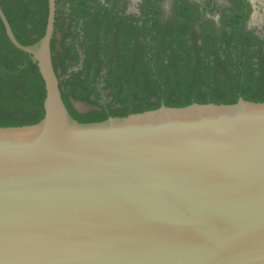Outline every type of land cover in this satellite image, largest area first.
<instances>
[{
    "label": "water",
    "instance_id": "95a60500",
    "mask_svg": "<svg viewBox=\"0 0 264 264\" xmlns=\"http://www.w3.org/2000/svg\"><path fill=\"white\" fill-rule=\"evenodd\" d=\"M9 42L44 83L43 117L0 126V264H264V101L82 123L43 35Z\"/></svg>",
    "mask_w": 264,
    "mask_h": 264
},
{
    "label": "trees",
    "instance_id": "16d2710c",
    "mask_svg": "<svg viewBox=\"0 0 264 264\" xmlns=\"http://www.w3.org/2000/svg\"><path fill=\"white\" fill-rule=\"evenodd\" d=\"M0 7L16 39L23 45L33 44L43 35L46 0L40 4V15L28 20L30 27L26 33H18L14 25L22 6L12 4L10 0H0ZM61 26L55 17L50 43L52 64L59 80L61 97L69 113L79 122H98L109 116L123 117L158 108L161 104L175 107L193 102L228 104L236 102L239 97L264 101V58L253 62L252 58L257 56L251 53L243 60L241 54H232L228 50L229 39L225 40L221 54L209 58L204 54L203 46L188 45L181 33L169 43V47L171 44L174 47L168 54L163 51L156 53V66L151 51L134 56L123 47L114 52L99 43L96 52L86 47L79 69L68 71L73 66L70 61L76 60L77 55L69 45L73 41L64 42L67 44L66 56H60L56 49L55 31ZM180 31L184 32L185 28ZM114 56L116 59L113 61ZM223 61L228 68L218 72L217 65ZM44 96V83L37 65L28 54L9 42L0 20V126L38 122L43 117ZM73 99L86 100L95 108L79 112L72 106Z\"/></svg>",
    "mask_w": 264,
    "mask_h": 264
},
{
    "label": "flooded vegetation",
    "instance_id": "af4514ba",
    "mask_svg": "<svg viewBox=\"0 0 264 264\" xmlns=\"http://www.w3.org/2000/svg\"><path fill=\"white\" fill-rule=\"evenodd\" d=\"M43 1L10 0L12 4L22 6L14 21L18 33L27 32L28 20L37 17V7ZM172 1L177 13L174 19L164 21L158 14V0H55L56 21L70 23L69 34L73 41L70 46L77 55L72 62L74 66L68 71L82 66L86 47H80L81 41L101 38L104 34L120 39L117 45L108 43V49L114 52L122 47L129 53L137 52L134 45L143 39L141 43L151 45L153 56H156L155 52L169 53L174 47L173 44L169 47V43L182 33L188 45H191L189 38L193 34L204 38L206 45L218 38L216 52L222 53L221 48L229 39L228 50L232 54H241L243 60L251 53L263 56L253 57V62L264 58V0ZM193 20L197 22L195 33L190 32ZM181 28L185 31L181 32ZM262 61L264 67V59ZM153 62L156 66V57Z\"/></svg>",
    "mask_w": 264,
    "mask_h": 264
},
{
    "label": "rangeland",
    "instance_id": "374dc122",
    "mask_svg": "<svg viewBox=\"0 0 264 264\" xmlns=\"http://www.w3.org/2000/svg\"><path fill=\"white\" fill-rule=\"evenodd\" d=\"M159 9V10H158ZM157 10L159 11L158 14L159 16L164 20V21H170L172 19H174L176 13H177V8L173 5V1L172 0H158V8ZM41 12L40 9V5H38L37 7V15H40L39 13ZM59 24H61V28L59 30L55 31V37H56V49L59 50L60 52V56H66L67 54V44L64 43L65 41L70 42L72 41V38L70 37V23H64V22H58ZM196 21L193 20L190 23V32H196L195 29L196 28ZM28 24V23H27ZM167 24V23H165ZM30 27V25H29ZM107 32V30H106ZM120 39L114 38L112 35H107L104 34L101 38L100 37H94L85 41H81V43L79 44L80 47H90V50L92 52H96L97 51V47L98 44L101 43L102 47L108 48V43L111 45H117V41ZM133 40V39H132ZM135 40L137 41L138 39L135 38ZM143 41V39L139 40L135 45L134 48L135 50H137V52H133L132 54L138 55L140 53H142V55H144L145 53L149 52L151 50V45L150 44H146V43H141ZM155 41V39H154ZM190 43L194 46V44L196 45H200L201 47L203 46V50H204V54L208 55L209 58H212L213 55H216L217 53L221 54L220 52H216L217 46H218V42L219 39L215 38L212 39L208 42V44L206 45L204 38H199L196 34H193L190 38H189ZM205 43V44H204ZM71 45V44H69ZM118 52V51H116ZM168 54V53H167ZM156 55V52L155 54ZM256 56H262L261 54L256 55ZM156 57V56H154ZM180 57V56H179ZM178 57V58H179ZM116 59V56L113 57V61ZM180 59V58H179ZM75 60H71L70 63L72 64V62H74ZM57 62H60V59H57ZM201 62L200 60H198V63ZM74 66V65H73ZM226 68H228L226 66V63L220 62L217 65V71L218 72H223L226 70ZM58 73H60V69L57 70ZM264 89V87H263ZM72 106L79 112H87L89 110H92L95 108V105L87 102L86 100H81V99H73L71 100Z\"/></svg>",
    "mask_w": 264,
    "mask_h": 264
}]
</instances>
